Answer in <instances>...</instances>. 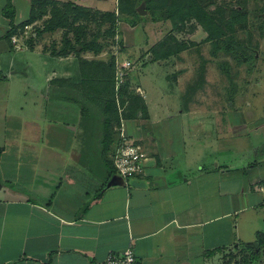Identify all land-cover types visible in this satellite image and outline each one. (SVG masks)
<instances>
[{
    "label": "crops",
    "instance_id": "obj_1",
    "mask_svg": "<svg viewBox=\"0 0 264 264\" xmlns=\"http://www.w3.org/2000/svg\"><path fill=\"white\" fill-rule=\"evenodd\" d=\"M55 1L113 13L121 43L122 18L135 17L120 0L110 9ZM8 3L15 26L33 5L0 0V264H104L128 247L137 264H217L234 251L244 253L236 264H264V73L249 92H216L211 104L199 92L183 107L171 72L179 63L168 59L176 53L141 62L164 37L151 24L141 23L135 46L111 50L114 60L90 46L98 34L65 29L16 48ZM124 55L140 59L141 103L122 120L114 72ZM122 121L148 158L143 174L110 183Z\"/></svg>",
    "mask_w": 264,
    "mask_h": 264
},
{
    "label": "rangeland",
    "instance_id": "obj_2",
    "mask_svg": "<svg viewBox=\"0 0 264 264\" xmlns=\"http://www.w3.org/2000/svg\"><path fill=\"white\" fill-rule=\"evenodd\" d=\"M146 4L144 0H120V3L129 6H135L137 9L133 16L129 19L122 18V43L119 34L120 28L111 27L109 20L111 18L107 13L89 12L90 14H82L78 19L73 20L66 26H59L56 29H65L64 32L81 31L84 39L91 38V35H96L94 38L99 39L94 42L100 46L104 45L109 57L114 60L115 54L110 56V51H116L117 54L125 52L124 46L126 41H136L133 46L139 41L141 23H149L152 27V32L158 29L160 37L164 36L157 48L153 49L154 53L148 55V58H143V61H150L154 57L167 55L169 50H176V54L168 58L169 63L177 64L178 67L171 69L174 75L173 78L179 88L183 90V107H187L193 102L200 100L198 96L207 97V104L214 103L217 99L216 95H229L237 89L238 93L249 92L253 82H260L264 73V0H150ZM190 1H196L203 7L205 19L210 15L213 22L219 18L228 19L230 10H236L239 15L236 16L233 26L235 31H227V27H223V33L214 40H209V32L205 30L204 25L200 24L189 13L188 5ZM95 4H99L102 8L110 9L114 5V1L106 0L97 2L91 0ZM150 5V6H149ZM149 6V8H147ZM143 10L142 14L137 11ZM54 6H48L45 11L35 18L33 21L23 25H29V32L34 33L26 41V45L35 41H44V31H41L49 24L56 13L52 16ZM170 16V17H169ZM202 16V15H201ZM245 16V21H241ZM240 20V21H238ZM48 22V23H47ZM241 24V25H240ZM212 25V24H211ZM214 25V24H213ZM240 27L238 28V26ZM22 26V28H23ZM44 26V27H43ZM224 26V24H223ZM17 27L15 32L18 30ZM173 31V33H169ZM116 33V34H115ZM115 34V36H113ZM37 39V40H36ZM47 39V38H46ZM49 40L54 45L58 39L54 35L49 37ZM52 45V44H51ZM127 57V58H126ZM122 61L129 60L131 65L122 71V120L125 114L131 113L133 105L139 108L140 101L137 97L138 91L134 84L136 76L139 74L135 70V65L139 60H135L130 55L120 57ZM97 64V63H96ZM172 68V66H171ZM103 76L110 77L111 70L102 67L97 68ZM115 71V70H114ZM173 74V73H172ZM114 82L117 85V79L114 72ZM178 80V81H177ZM90 86L100 88L101 84L96 81H89ZM91 87V88H92ZM106 87V86H105ZM262 89H259L261 91ZM112 93V92H111ZM218 96V98H219ZM246 100L255 102L252 98ZM195 103V104H196ZM227 104V101L224 102ZM137 108V109H138ZM123 132L126 127L122 121ZM113 132L116 129H112ZM118 131V130H117ZM146 145L144 141H141ZM144 149V148H143ZM113 168V166H112ZM114 170V168H113ZM115 173V170H114ZM244 256L243 252H229L221 257L217 264H236Z\"/></svg>",
    "mask_w": 264,
    "mask_h": 264
},
{
    "label": "trees",
    "instance_id": "obj_3",
    "mask_svg": "<svg viewBox=\"0 0 264 264\" xmlns=\"http://www.w3.org/2000/svg\"><path fill=\"white\" fill-rule=\"evenodd\" d=\"M146 1V4L150 3V0H144ZM32 9H31V13L29 18L24 21L23 23L20 24V26H15L13 24V19H12V11H10V4H7V7L4 10V14L8 15L9 19H10V24H11V30L8 32V36L15 32L17 27L22 28L23 25L33 21L35 18H37L41 12L45 11V8L48 6H54L55 10H53V14L52 16L56 13L55 18H53V20H51V22L49 24H44V28L41 31H53L55 30L57 27L59 26H66L69 24L70 22V18H72L73 20L78 19L82 14H90L88 12V10H85L84 8L78 7L76 5H72L69 2H57L55 0H32ZM151 5V3H150ZM149 5V6H150ZM149 6H147V8H149ZM122 12H126V13H130V14H134L136 12V8L135 6H129V5H124L122 3ZM188 9H189V13L191 15H193V17L202 25H204L205 30L209 32V40H214L216 39L218 36H221L223 33V27H227V31L231 32V31H235L236 27L233 26V22L232 20H234L236 18L237 15H239V12H237L236 10L231 9L230 13H229V17L228 19L225 18H219L217 20H215L213 22V19H211L210 15L207 14V16H209V18L205 19V12L203 7H200V4L196 1H190L189 5H188ZM108 14V13H107ZM109 17L111 18L110 23H111V27L114 26V15L113 13H109L108 14ZM202 15V16H201ZM170 17V16H169ZM246 17L243 16L241 21H245ZM240 21V20H238ZM48 23V22H47ZM212 24V25H211ZM214 24V25H213ZM224 24V26H223ZM241 25V24H240ZM240 25L238 26V28L240 27ZM91 47L96 46L95 43H91L90 45ZM97 50V49H95ZM176 50H169L167 52L168 53H176ZM110 107L107 106V109H109ZM111 162V161H110ZM111 167H112V163H111ZM111 172L114 173L113 168H111Z\"/></svg>",
    "mask_w": 264,
    "mask_h": 264
},
{
    "label": "built area",
    "instance_id": "obj_4",
    "mask_svg": "<svg viewBox=\"0 0 264 264\" xmlns=\"http://www.w3.org/2000/svg\"><path fill=\"white\" fill-rule=\"evenodd\" d=\"M29 25L18 29L16 33L12 34L10 39L16 48L26 46V41L33 33L29 32ZM129 60L117 61L116 64V79L122 78V71L124 72L131 65ZM121 126L119 139L114 144L110 161L115 170V174L122 179L137 176L144 173L145 163L147 161V154L142 145L137 141L129 138ZM138 260L132 250L128 247L122 251L109 252L104 258V264H137Z\"/></svg>",
    "mask_w": 264,
    "mask_h": 264
},
{
    "label": "water",
    "instance_id": "obj_5",
    "mask_svg": "<svg viewBox=\"0 0 264 264\" xmlns=\"http://www.w3.org/2000/svg\"><path fill=\"white\" fill-rule=\"evenodd\" d=\"M119 178H121V177L115 174V177L114 176L112 177L110 183H117Z\"/></svg>",
    "mask_w": 264,
    "mask_h": 264
}]
</instances>
